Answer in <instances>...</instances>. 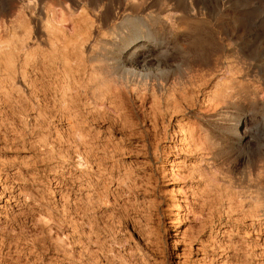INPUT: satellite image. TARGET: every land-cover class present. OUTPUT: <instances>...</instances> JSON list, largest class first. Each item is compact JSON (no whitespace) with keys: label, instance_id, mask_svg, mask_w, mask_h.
Masks as SVG:
<instances>
[{"label":"rangeland","instance_id":"rangeland-1","mask_svg":"<svg viewBox=\"0 0 264 264\" xmlns=\"http://www.w3.org/2000/svg\"><path fill=\"white\" fill-rule=\"evenodd\" d=\"M128 2L0 0V264H264V0ZM187 4L207 26L178 19L179 40H225L216 63L192 57L209 74L190 103L82 96L97 14ZM226 85L241 142L209 103Z\"/></svg>","mask_w":264,"mask_h":264},{"label":"bare ground","instance_id":"bare-ground-1","mask_svg":"<svg viewBox=\"0 0 264 264\" xmlns=\"http://www.w3.org/2000/svg\"><path fill=\"white\" fill-rule=\"evenodd\" d=\"M141 1L129 0L128 3L132 5L134 2ZM196 15L194 8L188 7V4L177 16L169 15L165 18L166 20L155 13L134 14L132 11H125L122 17L119 15L112 23L108 24V21L105 20L106 15L97 14L90 23L96 35L91 37L90 34H93L91 32L82 39L81 47H85L91 40L90 46H87L90 47V54L84 56L81 50L80 70L83 76L80 78L82 83L80 82L81 87H79L82 90V96L89 100H98L106 96L119 106L120 110H124L125 106L123 95H131L129 102H139L141 105L148 98H151L153 106L164 103L166 106L174 108L180 103H190L192 98L188 96L189 91H193L194 86L199 87L197 82H203L209 74V69L205 70V67H200L203 62L194 64L192 57L194 59L198 57L202 61L203 58L209 57L210 62L216 63L219 56L214 49L222 51L225 48V40L218 36L219 34L216 36L208 31L197 32L193 35L188 33L182 40H179L178 32L172 29V25L178 19L182 20L180 21L182 27L180 32L182 30L185 32L189 28L193 29L194 25L207 26V22L202 19L192 20ZM168 21L171 24H168ZM160 35V38L163 37V39H158ZM207 64L206 68L210 67ZM236 90L234 91V88L232 90V87L226 85L215 96L211 94L209 103L210 106H218V115L224 119V125L230 130L234 140L241 142L247 138L245 128L250 115L247 107L242 108L238 115H235L232 110L235 105L233 101L236 99L233 96L238 95ZM247 90L246 94L250 95L251 99L255 98L252 96L253 94H249L253 93V90L250 92ZM232 97L233 100L230 99ZM214 119V115L202 118L207 122L215 121ZM262 135L264 136V130ZM257 194L256 196H258ZM258 200L261 199L257 197Z\"/></svg>","mask_w":264,"mask_h":264}]
</instances>
